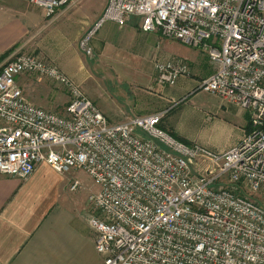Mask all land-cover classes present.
<instances>
[{"label":"built area","instance_id":"built-area-1","mask_svg":"<svg viewBox=\"0 0 264 264\" xmlns=\"http://www.w3.org/2000/svg\"><path fill=\"white\" fill-rule=\"evenodd\" d=\"M46 18L72 0H26ZM139 18L198 49L215 64L197 89L243 107L251 129L230 149L188 145L163 130L164 111L109 122L74 83L40 54L18 53L0 66V175L29 177L47 163L84 171L101 264H264V208L242 189L264 195V0H108L79 40L107 21ZM159 47V44H156ZM155 81L172 86L189 73L185 58H152ZM46 76L69 92L66 114L32 103L17 77ZM81 182L72 178L69 189Z\"/></svg>","mask_w":264,"mask_h":264},{"label":"crops","instance_id":"crops-1","mask_svg":"<svg viewBox=\"0 0 264 264\" xmlns=\"http://www.w3.org/2000/svg\"><path fill=\"white\" fill-rule=\"evenodd\" d=\"M88 3L89 0H72L59 7L52 18H46L42 7L26 0H0V66L12 53L33 51L86 88L88 70L78 40L103 10L99 6L88 18L82 9ZM50 25L55 26L49 28ZM161 36L158 31L143 32L136 16L123 26L104 22L91 40L96 66L93 70L100 72V66H107L105 69L111 68V75L126 74L135 85L119 94L127 109L115 108L109 99L96 93L91 95L90 91L89 98L92 96L91 100L109 122L164 111L159 125L174 138L216 153L231 148L244 133L228 140L220 130V120L214 117V110L230 102L197 89L199 82L215 68L205 54L189 45H179L174 53L186 59L190 74L179 77L172 86L150 90L151 60ZM161 50L164 47L159 48L160 57L170 56ZM71 177L45 162L38 163L24 179L0 175V264L102 263L87 219L90 206L86 207L85 216L81 202L66 197L65 191L74 192L69 189ZM90 190H95V186Z\"/></svg>","mask_w":264,"mask_h":264},{"label":"rangeland","instance_id":"rangeland-1","mask_svg":"<svg viewBox=\"0 0 264 264\" xmlns=\"http://www.w3.org/2000/svg\"><path fill=\"white\" fill-rule=\"evenodd\" d=\"M107 1L108 0H89L88 5L90 4V6L88 7L87 5V7H82V9L84 10L83 13H85L86 16L89 18L90 16H92L93 13H95L96 9H98L99 6L102 5L103 10L100 13V15H98V17L96 18L95 20L96 22L97 20H99V17L102 15L105 9V6L107 4ZM38 17L40 20L41 16L39 13H38ZM74 18L75 17L73 16V18H71L72 19L71 21H73ZM95 22H93L92 25ZM92 25L83 31L81 37L85 34L87 30H89L92 27ZM53 26L55 25H50L49 28H52ZM166 38L167 37L164 38L161 36L160 39H158L159 47L155 46L154 48L155 54L152 58L155 57L161 60L173 58L174 56H178V55H175L174 53V51H177L178 46L180 45L181 47L183 45H186L179 41L169 39V38L166 39ZM79 40H78V44H79ZM162 47H164V49L168 53H170V56H167V57L159 56V53H158L159 48L161 49ZM91 48H92V45H91ZM164 51L161 50L162 53ZM22 53H31V51L22 52ZM15 54H18V51L10 54L7 58L10 59V57L14 56ZM81 56L83 57L85 61V64L88 70L87 73L89 77V82H87L86 88L80 85L81 89L84 91L86 96L89 97L88 91H90L91 95L96 93L95 95L97 96L101 95L104 99H107V100L109 99L115 108L123 107V109H127L126 102L119 98V94L130 91L131 88H133L135 85L134 80L133 81L128 80L126 78V74H123V73L111 75L110 74V72H112L111 68H109V70L105 69L107 66H100L99 67L100 72L93 70L96 68V66L93 64V58H94L93 48H92L91 56L85 55L84 53H81ZM152 66H153V63H152ZM101 67L103 68L101 69ZM131 68L136 69L134 67H131ZM188 68H189V65H188ZM188 75L189 74L182 75V76H188ZM23 83H24V86H23ZM18 84L20 87L22 85L21 87L22 92L35 105L41 106L47 110L54 111L57 114H61V115L66 114V108H67V105L69 104L70 97H69L68 90L61 84L55 82L54 80L46 76H39L35 73H29V72L22 73L21 75L18 76ZM156 86L157 87L161 86L165 88L168 87L166 85H160V84L157 85V83L155 82V70L153 69L151 73V87H150L151 89L150 90L152 91V89L155 88ZM91 98L92 96H90V99ZM220 99L222 101H225L223 100V98H220ZM124 111L128 112L129 110H124ZM214 113H215L214 117L215 118L218 117V119L220 120L219 127H221L220 129L221 132L228 140H232L238 137L240 133L242 132L245 133L249 129V126H250L249 116H248L249 114L243 107L235 105L232 102L228 104L225 103L221 107H218L216 110H214ZM71 175H72L71 179L72 178L78 179L81 182V186L74 192H69V190L65 191L66 197H68L70 200H76L77 202L80 201L81 202L80 204L82 205V208L80 209L82 211V214L86 216L85 210H86V207L88 206L87 196L89 192L91 191L90 189L94 187L92 180L82 170L73 171ZM65 183H66V180H65ZM66 186H67V183H66ZM242 191L245 193V195L249 196L252 199H255L264 208V195L261 192H250L246 188L242 189ZM85 198H86V203L84 202Z\"/></svg>","mask_w":264,"mask_h":264},{"label":"trees","instance_id":"trees-1","mask_svg":"<svg viewBox=\"0 0 264 264\" xmlns=\"http://www.w3.org/2000/svg\"><path fill=\"white\" fill-rule=\"evenodd\" d=\"M187 64H188V62H187ZM188 74H190V69H189V73ZM181 77V76H180ZM156 82V81H155ZM160 124V123H159ZM251 129V126H249V129H248V131Z\"/></svg>","mask_w":264,"mask_h":264}]
</instances>
